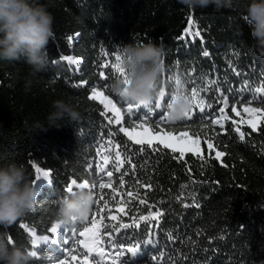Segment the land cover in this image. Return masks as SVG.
Here are the masks:
<instances>
[{
    "label": "trees",
    "instance_id": "1",
    "mask_svg": "<svg viewBox=\"0 0 264 264\" xmlns=\"http://www.w3.org/2000/svg\"><path fill=\"white\" fill-rule=\"evenodd\" d=\"M39 2L46 4L55 18L54 37L47 46V68L31 76V86L26 89L30 68L26 58L15 64L0 61V167L9 162L23 164L34 180L35 164L50 172L51 182L36 181L35 210L6 229L0 227V231L11 235L14 244L32 251L33 233L51 235L47 229L57 223L54 211L70 181L88 179L96 185L92 190V219L103 220L110 228L117 223L133 225L112 231L113 238L127 232L129 245L154 242L141 246L134 257H123L127 264H253L264 259V128L254 133L246 124L222 119L219 111L225 105L224 96L230 97L225 105L230 117H235L233 107L264 108L259 102L264 99V57L256 51L249 23L243 18L249 0H238L235 10L219 12L212 6L189 10L177 0ZM197 31L200 36L195 35ZM149 39L161 45L165 53L160 91L170 99L179 77L189 94L195 87L202 94L198 99L206 100L204 120L197 119L190 127L154 124L152 130L199 132L203 146L204 140H211L215 150L225 153L220 159L213 151L208 153L205 146L199 159L191 153L176 159L179 153L173 154L163 146L153 150L145 145L141 152V146L120 131L110 113L98 101L89 99L93 87L104 91L100 87L101 71L117 75L111 64L120 47ZM204 51L209 53L207 57ZM256 88L262 91L257 93ZM230 89L235 91L234 97ZM253 95L258 100L249 104ZM55 100L74 106L81 113L80 121L69 123L64 118L49 124ZM117 106L125 126L138 125L126 106ZM212 119H220L223 128L212 125ZM37 124L43 128L37 129ZM237 126L245 132L244 140L235 132ZM108 171L113 172L111 183L115 188L100 189L101 183H109ZM121 171L127 173L124 186L118 183ZM141 199L145 203H140ZM194 203L200 207H184ZM157 210L165 213L159 223L141 219ZM112 216L117 221H112ZM85 226L91 227V223L61 225L54 236L35 249L38 257L32 264H50L49 257L53 258L51 264H78L83 257L76 251L86 250L76 237ZM73 227L79 230L75 236ZM134 233L138 235L132 239ZM67 236L72 238L68 245ZM102 247L111 254L106 259L111 260L115 247ZM153 255L156 260H152Z\"/></svg>",
    "mask_w": 264,
    "mask_h": 264
},
{
    "label": "clouds",
    "instance_id": "2",
    "mask_svg": "<svg viewBox=\"0 0 264 264\" xmlns=\"http://www.w3.org/2000/svg\"><path fill=\"white\" fill-rule=\"evenodd\" d=\"M179 4L193 9L212 6L217 12L235 10L238 0H177ZM250 35L258 54L264 57V0H249L245 7ZM54 16L46 4L39 0H0V61L15 64L22 58L30 65L25 77V88L31 86V76L43 72L49 63L47 46L54 37ZM119 65L123 75H115L109 89L126 104L148 105L161 94L158 87L163 71L164 49L148 40L146 43H127L119 49ZM183 91V86L180 87ZM54 111L49 114V124L67 118L77 123L81 113L63 100L52 102ZM192 109L190 99L179 96L169 99L168 116L182 119ZM37 129L43 128L37 124ZM38 192L23 164L9 162L0 167V227L8 228L36 208ZM95 205V194L85 187L66 191L58 200L54 211L56 221L62 226L83 223ZM35 257L28 249L16 245L6 231H0V264H32ZM264 264V259L253 261Z\"/></svg>",
    "mask_w": 264,
    "mask_h": 264
},
{
    "label": "snow or ice",
    "instance_id": "3",
    "mask_svg": "<svg viewBox=\"0 0 264 264\" xmlns=\"http://www.w3.org/2000/svg\"><path fill=\"white\" fill-rule=\"evenodd\" d=\"M247 23H249L247 16L243 17ZM193 23L192 18H189V25ZM186 32L188 29L185 30ZM78 35V34H77ZM196 36H200V32L197 31L195 33ZM70 41L72 37L68 38ZM107 55V53H105ZM203 55L207 57L209 53L207 51L203 52ZM64 59H71V58H64ZM120 55L119 51L116 52L114 56V63L111 64V67L115 70L116 74L123 75L124 69L120 67L119 65ZM72 63H76V61H72ZM105 68H108L109 65L105 64ZM235 71V69H233ZM264 71V69H262ZM239 75V73H237ZM99 76L102 78L103 83L100 84V87L104 91H98L96 87H93L91 89L92 94L89 96L90 100H97L100 99V102L104 104L105 109H107L109 106L117 113H120V108L117 107V103H120L122 106H126L127 113L138 123V125L142 128L143 132L148 134L147 138H138L137 136H134L132 132H129L126 128H120L121 132H124L125 135L128 136L129 140L133 141L135 145H140L139 151L143 152L145 151V145H147L149 148H152L153 150H158L159 147L162 145L164 149H170L173 154L179 153L178 157H175L176 159H182L185 155V152H191L193 155H196L197 158H201L199 156V143H200V134L199 132H184L183 134L176 135L173 132H165L163 128L160 129V133L162 134H153L152 128L153 125H160V124H166L169 127L175 128L178 126H184V127H190L191 123L195 122L197 119L204 120L206 113L204 111L206 106V100L205 99H198L202 94L199 92V90L195 87L192 88L191 94L184 88L182 81L179 77H176V89L174 92H172L170 98L172 100H175L179 96H184L186 99H190L192 103V109L189 113H186L185 116L180 120H173L168 116L166 105L169 102V98L166 97V93L164 90H161L160 96L153 101L152 103L148 105H138V104H126L122 102L121 100H115L109 92V81L113 79L111 75L108 73L101 71L99 73ZM83 83H88L87 81H84ZM190 83H193L190 81ZM212 83H215L214 81ZM183 86V91H180V87ZM255 91L257 93L261 92V88H256ZM229 92L232 94V97L235 96L234 90H229ZM229 96L223 97V102L225 105H227ZM258 98L253 95L252 100L248 101V103H253L257 101ZM260 103H264V99L259 100ZM208 107L211 105L208 104ZM199 109L197 112L196 109ZM220 113L223 115L224 108L219 109ZM233 112L236 111L235 107L232 109ZM244 111L249 114L248 119L245 121V123L248 125L249 128H251L252 132H257L258 130L264 128V108L262 107H248L247 105L244 107ZM102 116H105V112H101ZM156 117H159V119H156ZM120 119H123V117H120ZM112 121L109 120V123ZM151 122V123H150ZM212 125H220L221 128H223V125L221 124L220 119H212L211 121ZM117 123H119V119L117 120ZM235 132L239 134V138L241 140H244L245 138V132L241 131L240 127L237 126L235 128ZM153 140H156L157 143L154 144ZM208 148L213 149L215 146L211 142V140L207 141ZM125 151H127V147L125 146ZM118 155H120L118 153ZM225 153L222 151H216L215 158L220 159L222 156H224ZM129 162H131L129 160ZM35 169L37 175L35 176L34 183L39 180H44L46 182H51L50 180V172L49 171H43L40 167H37L35 164L32 165ZM133 168H135V165H133ZM89 171L92 172V169L89 168ZM104 169L101 168V172L103 173ZM119 171V169H117ZM127 175V173L121 171V177L118 183L121 186H124V177ZM107 176L109 177V183L104 184L101 183L99 185L100 189H104L106 187H112L115 188V185L111 183V179L113 178V172L108 171ZM80 188L85 187L89 190H93L96 185L95 183H90L88 179H85L83 182H78L76 179H72L70 183L66 187V191H72L74 187ZM146 187L150 188V185H146ZM131 195V194H130ZM105 203H107L106 198L102 197ZM99 203V201H98ZM127 203V202H125ZM140 203H145L143 199L140 200ZM194 206L199 208V203H194L193 205L185 204L184 207H190ZM123 211V209H121ZM165 213L157 210L155 213L149 212L148 217H141V219L146 220L148 218H151L152 220H155L157 223H159L160 219L163 218ZM112 221H117L116 216L111 217ZM85 224L91 223V227L85 226L83 228V231H79L77 228H72V236L76 235V232L79 231V237H83L84 239H79V237H76L79 244L83 246V248L86 250L84 252L76 251L77 256H82L83 259H80L78 261V264H127V261H122V258L126 255L130 257H134L137 254L138 249L143 245H152L154 242L152 240H145V241H137L136 243H132L129 245V236L127 232H123L121 236H116L115 238L112 237V231L120 232L122 228L127 229L133 227L131 224H124V223H117L113 224L111 228L108 224L103 223V220H96L92 219L89 215L86 220L84 221ZM75 225V223L73 224ZM25 225L23 223L20 224V228L23 229ZM136 227H139V225H136ZM61 228V225L57 223L51 224V226L47 229V232L51 233V235H44V236H37L36 233H33V239H32V245L33 250L31 251V254L36 258L38 257V253L35 250L39 245L42 243L47 242L51 236H54L58 229ZM64 232L67 234L68 229L64 228ZM103 230V231H102ZM105 234H107V239H105ZM138 235V233H134L132 239H135V236ZM9 239L11 242L14 243V238L9 235ZM72 243V238L67 236V239L65 240V244L68 245ZM102 245H107L109 247H115V256L111 258V260H107L106 256H110L111 254L106 252L105 249L102 247ZM156 247L158 248L159 245L157 244ZM207 251V249H206ZM49 262L51 264V261L53 258L49 257ZM157 257L155 255L152 256V260H156ZM61 264H64V262H61ZM176 264H179V261L176 262ZM236 264H239V262H236Z\"/></svg>",
    "mask_w": 264,
    "mask_h": 264
},
{
    "label": "rangeland",
    "instance_id": "4",
    "mask_svg": "<svg viewBox=\"0 0 264 264\" xmlns=\"http://www.w3.org/2000/svg\"><path fill=\"white\" fill-rule=\"evenodd\" d=\"M191 36V35H190ZM192 37V36H191ZM99 91V90H98ZM92 94V93H91ZM96 101H98L102 106H103V108L105 109V107H104V104H102L101 102H100V99H97ZM118 107V106H117ZM244 107L245 106H242L241 107V109H238V108H236L235 107V109H236V111L235 112H233V114L235 115V117H230L228 114H227V111H226V106L224 105L223 106V108H224V113H223V115L221 114V118L222 119H224V118H228L229 120H231L232 122H234L235 124H246L245 123V121L248 119V116H249V114L248 113H246L245 111H244ZM248 107H253V106H248ZM119 108V107H118ZM233 109V108H232ZM105 111L106 112H108V113H110V115L112 116V119H113V122H114V124H116V125H120V128H126V129H128V131L129 132H132V134L134 135V136H137L138 138H147V135L148 134H146V133H144L143 132V130H142V128L139 126V125H136L135 127H132V128H130V127H127V126H125V124H124V119H120V117H123V113H122V110L120 109V113L119 114H117L112 108H111V106H109L107 109H105ZM119 119V123H117V120ZM247 125V124H246ZM164 131L165 132H173V133H175L176 135H180V134H183L184 132H188V131H186V130H166V129H164ZM124 133V132H123ZM152 133L153 134H162V133H160V130L159 131H153L152 130ZM127 136V135H126ZM128 137V136H127ZM207 141L208 140H204V146H205V149L207 150V152L208 153H210L211 151H213L214 152V155H215V153H216V151L217 150H215V148H213V149H209L208 148V144H207ZM153 143L154 144H156L157 143V141L156 140H153ZM162 146V145H161ZM204 146H203V144H202V140H201V138H200V143H199V155H202L203 153H204ZM170 150V149H169ZM178 153V152H177ZM187 153H191V152H185V154H187ZM192 154V153H191ZM82 239H84L83 237H82ZM81 239V240H82ZM83 247V246H82Z\"/></svg>",
    "mask_w": 264,
    "mask_h": 264
}]
</instances>
